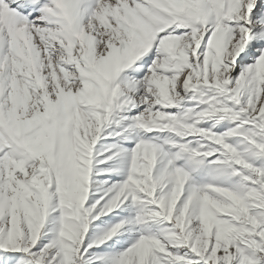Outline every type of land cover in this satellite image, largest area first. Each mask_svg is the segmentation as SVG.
<instances>
[{"label": "snow or ice", "instance_id": "snow-or-ice-1", "mask_svg": "<svg viewBox=\"0 0 264 264\" xmlns=\"http://www.w3.org/2000/svg\"><path fill=\"white\" fill-rule=\"evenodd\" d=\"M0 264H264V0H0Z\"/></svg>", "mask_w": 264, "mask_h": 264}]
</instances>
